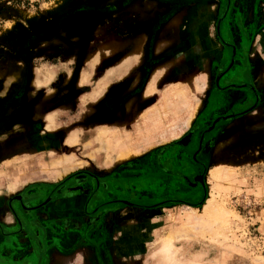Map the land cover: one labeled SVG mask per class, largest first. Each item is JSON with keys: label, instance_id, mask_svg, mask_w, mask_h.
Segmentation results:
<instances>
[{"label": "rangeland", "instance_id": "rangeland-1", "mask_svg": "<svg viewBox=\"0 0 264 264\" xmlns=\"http://www.w3.org/2000/svg\"><path fill=\"white\" fill-rule=\"evenodd\" d=\"M174 1L0 0V199L14 204L25 192L58 185L74 167L93 170L117 152L120 160L130 156L132 143L116 140L121 145L115 149L106 129L113 119L126 126L138 118L131 108H108L105 100H122L138 78L121 71L108 77L114 81L109 91L100 86L111 65L132 51L138 56L141 46L130 39L136 27L143 31L149 14L157 22L169 20L171 4H181ZM143 47L144 61L162 58L158 68H185L184 46ZM225 49L233 58L234 51ZM137 62L126 60L120 68H136ZM143 96L146 102L170 99L183 106L187 99L178 87ZM177 111V118L162 114L148 126L162 132L150 130L144 147L164 143V128L181 136L188 124L184 110ZM73 131L74 142L68 140ZM217 132L224 141L209 157L200 184L171 190V197L159 191L152 199L170 197L168 204L113 208L121 215L113 225L128 219L130 229L126 243L107 249L109 264H264V108Z\"/></svg>", "mask_w": 264, "mask_h": 264}, {"label": "crops", "instance_id": "crops-1", "mask_svg": "<svg viewBox=\"0 0 264 264\" xmlns=\"http://www.w3.org/2000/svg\"><path fill=\"white\" fill-rule=\"evenodd\" d=\"M178 1L181 4H171L172 16L166 22H157L149 14L143 31L136 27V36L130 39L135 41V46H141L138 56L133 55L136 50L132 51L106 69V79L100 89L109 91L114 81L108 77H115L121 71L124 76L143 74L144 71L139 70L144 61L140 56L143 46L182 45L186 53L185 68L150 66L142 93L184 88L187 97L184 106L170 99L146 102L139 93L123 108L115 107L116 110L133 109L137 123L120 126L113 119L106 129L115 137L111 140L112 145L117 146L115 149L121 145L116 140L132 143L130 156L120 160L117 152L103 167L98 164L93 170L74 167L68 171L72 174L58 185H44L40 192L34 189L25 192L21 201L13 205L9 198L0 199V264H94L95 255L107 253L110 247L118 248L119 244L126 243L123 236H129L128 219L120 222L119 228L113 225L121 221V215L112 211L111 204L136 206L139 211L144 204L160 203L152 200L159 191L170 196L171 190L190 188L186 183L191 182L195 171L190 154L196 144H192V139L183 141L194 124L204 128L215 117L252 104L251 112L225 125L224 129H228L236 125L237 120L249 119L264 108V5H257L258 0H184V4ZM258 7H262L260 12ZM213 45L216 52L209 56V46ZM230 45L235 49L234 57L230 67L224 70L229 59L224 46ZM126 60L138 61L136 68L121 69V63ZM178 76L183 79L178 80ZM215 77L220 79L217 85L221 89L216 90ZM225 88H231L232 92L228 93ZM180 109L184 110L188 124L181 136H177L175 130L171 134L170 128L168 131L164 128L165 137H161L166 140L164 143L144 147L143 141L153 129L148 126L156 123L162 114L177 118ZM153 130L162 129L156 126ZM75 133L73 131L68 140L74 142L78 138ZM214 139L201 145L200 157L209 149L213 156L219 142L224 141ZM105 205L108 206L102 211L100 208Z\"/></svg>", "mask_w": 264, "mask_h": 264}, {"label": "flooded vegetation", "instance_id": "flooded-vegetation-1", "mask_svg": "<svg viewBox=\"0 0 264 264\" xmlns=\"http://www.w3.org/2000/svg\"><path fill=\"white\" fill-rule=\"evenodd\" d=\"M151 45V44H149ZM225 48H227L228 50L231 49L232 51H234V47L232 45L230 46H224ZM229 53V51H228ZM234 57V56H233ZM231 57H229L228 59V63L229 65L226 67V63L224 65V70L225 69H228L230 67V64H231ZM164 59H159V60H156V62L154 61V57L152 58H147V61H144L143 65L139 68V70H143L144 73H140L141 75H136V78H138V80L136 81L135 85L133 86L132 89H130L128 91V95H126L125 97H123L122 100L118 101V100H115V101H111L110 99L111 98H108L105 100V105L110 108V109H113L115 107H122L124 104H128V102L133 99L134 97H136L139 93L141 94L143 92V82H145L147 80V74L150 73V69L151 67L154 65H160L162 63ZM166 60V59H165ZM151 66V67H150ZM220 66V65H219ZM153 68V67H152ZM126 77H131V76H126ZM135 77V75H134ZM219 77V76H218ZM220 78V77H219ZM215 77L214 78V84H215V88L216 90L217 89H221V87H219L217 85V81L220 79ZM223 89V88H222ZM225 90L230 93L232 92V89L230 88H225ZM117 92V91H115ZM143 95V93L141 94ZM249 107H253V105H248L247 107H245L244 109H241L239 111H236V112H231L229 111L228 113H225V114H221L220 117H215L214 119H212L209 124L206 126L207 128H199L197 124H194L192 126V128L187 132L186 136H185V141H189L190 139H192L193 143L192 144H196V148L195 150L190 154V162L192 163L193 167H194V173L192 174V177H190L191 179V182H188L186 183L187 186L189 187H192L193 186V183L196 181L198 182L197 184H200L199 183V180H203L204 179V174L206 173V167H207V162L209 160V157L211 156V149L209 150H206L203 153V157H200L199 156V153H201L202 151V147L201 145H206V143L210 142L212 140V138H215L214 140H220L218 138V132L216 133V131H224V127L226 124H228L229 122H231L232 120H235L238 117V115H240L239 113L248 109ZM254 109V108H253ZM252 109V110H253ZM251 112V111H250ZM249 113V112H248ZM241 117V116H240ZM218 120V121H217ZM217 121V122H216ZM212 122V123H211ZM216 122V123H215ZM215 123V124H214ZM223 137V136H222ZM222 139V138H221ZM178 147H181V148H184L183 146L181 145H176ZM188 151V150H187ZM181 179V178H180ZM185 181V180H184ZM25 195V194H24ZM23 195V196H24ZM23 196H20L19 197V200H15L14 202L17 203V201H21V199L23 198ZM171 198H164L163 200H160L159 202L160 203H163L165 202L166 204L168 203H171ZM10 205H13V202H11ZM110 206V204H108ZM108 205H105L103 207H101L100 209H105V207H107ZM112 207H119V206H114L113 204H111ZM122 208H125L126 206L124 205H120ZM128 208L131 207V208H135L136 206H127ZM144 209V208H143ZM104 211V210H102ZM114 211V209L112 210ZM116 247V246H115ZM113 247V248H115ZM109 250H111L109 248ZM116 250V249H115ZM108 251V250H107ZM108 258L106 257V254H97L94 256V258H92V263L94 264H109Z\"/></svg>", "mask_w": 264, "mask_h": 264}, {"label": "water", "instance_id": "water-1", "mask_svg": "<svg viewBox=\"0 0 264 264\" xmlns=\"http://www.w3.org/2000/svg\"><path fill=\"white\" fill-rule=\"evenodd\" d=\"M184 142V141H183ZM180 144H183L182 142H179Z\"/></svg>", "mask_w": 264, "mask_h": 264}]
</instances>
